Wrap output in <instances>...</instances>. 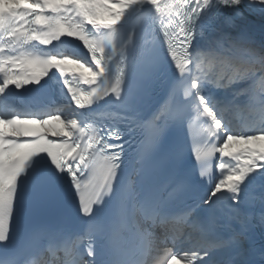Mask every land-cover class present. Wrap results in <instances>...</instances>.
Listing matches in <instances>:
<instances>
[{"label":"snow or ice","instance_id":"1","mask_svg":"<svg viewBox=\"0 0 264 264\" xmlns=\"http://www.w3.org/2000/svg\"><path fill=\"white\" fill-rule=\"evenodd\" d=\"M53 86L70 114L14 103ZM153 251L264 264V0H0V264Z\"/></svg>","mask_w":264,"mask_h":264},{"label":"bare ground","instance_id":"2","mask_svg":"<svg viewBox=\"0 0 264 264\" xmlns=\"http://www.w3.org/2000/svg\"><path fill=\"white\" fill-rule=\"evenodd\" d=\"M257 25H259V22H257ZM241 128H243V126H241ZM152 255H153L154 262L157 259L158 260L157 263H164L165 264V256H164L163 252L160 254L153 252Z\"/></svg>","mask_w":264,"mask_h":264},{"label":"rangeland","instance_id":"3","mask_svg":"<svg viewBox=\"0 0 264 264\" xmlns=\"http://www.w3.org/2000/svg\"><path fill=\"white\" fill-rule=\"evenodd\" d=\"M170 246V245H169ZM160 253H162V251H160Z\"/></svg>","mask_w":264,"mask_h":264}]
</instances>
